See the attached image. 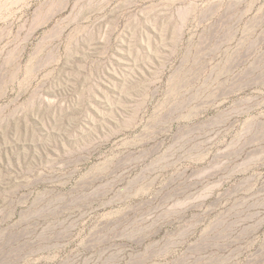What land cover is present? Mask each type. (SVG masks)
<instances>
[{"label": "rangeland", "instance_id": "rangeland-1", "mask_svg": "<svg viewBox=\"0 0 264 264\" xmlns=\"http://www.w3.org/2000/svg\"><path fill=\"white\" fill-rule=\"evenodd\" d=\"M0 264H264V0H0Z\"/></svg>", "mask_w": 264, "mask_h": 264}]
</instances>
